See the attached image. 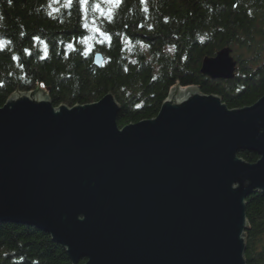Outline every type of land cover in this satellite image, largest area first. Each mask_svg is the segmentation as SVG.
<instances>
[{"label": "water", "instance_id": "95a60500", "mask_svg": "<svg viewBox=\"0 0 264 264\" xmlns=\"http://www.w3.org/2000/svg\"><path fill=\"white\" fill-rule=\"evenodd\" d=\"M231 50L204 56L201 73L232 78ZM40 87L0 105V222L44 230L72 264H246V197L264 191V93L228 107L178 84L154 116L120 127L112 92L55 106Z\"/></svg>", "mask_w": 264, "mask_h": 264}, {"label": "trees", "instance_id": "16d2710c", "mask_svg": "<svg viewBox=\"0 0 264 264\" xmlns=\"http://www.w3.org/2000/svg\"><path fill=\"white\" fill-rule=\"evenodd\" d=\"M49 3L0 0V105L14 90L38 85L55 106L91 102L110 91L120 104L121 127L154 116L178 84L218 94L228 107L249 105L264 93V0H120L118 7L103 5L114 9L110 19L89 10V27L78 0L72 7ZM224 46L237 60L234 76L202 74V58ZM95 52L103 57L100 65ZM238 155L258 158L248 150ZM246 200V264H264V191ZM0 264L72 261L44 230L7 221L0 222Z\"/></svg>", "mask_w": 264, "mask_h": 264}, {"label": "snow or ice", "instance_id": "6c2138e0", "mask_svg": "<svg viewBox=\"0 0 264 264\" xmlns=\"http://www.w3.org/2000/svg\"><path fill=\"white\" fill-rule=\"evenodd\" d=\"M11 2V0H9ZM58 2V0H57ZM65 6L67 7H72L73 0H64ZM120 0H95L94 3H90V0H78V5L81 10L84 11L85 13V27H89V23L87 20V17L89 15V10L91 12L99 13L100 16H104L108 19L111 18V16L114 14V9L113 8H107L105 9L103 5H116L117 7L119 6ZM49 8H51V0L49 3ZM55 12H59V9H55ZM49 15H52V12L49 13ZM91 23L95 25L96 23V18H93ZM98 31V29H95ZM69 47H71L69 45ZM27 51V50H26ZM15 59V57H13Z\"/></svg>", "mask_w": 264, "mask_h": 264}, {"label": "rangeland", "instance_id": "374dc122", "mask_svg": "<svg viewBox=\"0 0 264 264\" xmlns=\"http://www.w3.org/2000/svg\"><path fill=\"white\" fill-rule=\"evenodd\" d=\"M82 41H83L84 45L88 48L89 40L83 38ZM228 47H230V46H228ZM230 48H231V47H230ZM218 50H219V49H218ZM31 90H32V89H31Z\"/></svg>", "mask_w": 264, "mask_h": 264}, {"label": "bare ground", "instance_id": "6f19581e", "mask_svg": "<svg viewBox=\"0 0 264 264\" xmlns=\"http://www.w3.org/2000/svg\"><path fill=\"white\" fill-rule=\"evenodd\" d=\"M231 54H232V50H231ZM233 55V54H232ZM199 71H200V68H199ZM201 72V71H200ZM203 74V73H202ZM204 75H206V74H204ZM207 76V75H206ZM207 77H209V76H207ZM209 78H211V77H209ZM211 79H214V78H211Z\"/></svg>", "mask_w": 264, "mask_h": 264}]
</instances>
